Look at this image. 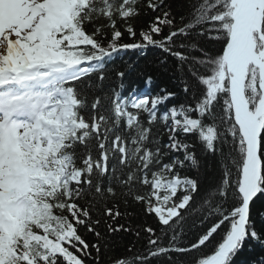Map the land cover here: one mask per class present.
<instances>
[{"label":"snow or ice","instance_id":"6c2138e0","mask_svg":"<svg viewBox=\"0 0 264 264\" xmlns=\"http://www.w3.org/2000/svg\"><path fill=\"white\" fill-rule=\"evenodd\" d=\"M0 22V264H264V0H22ZM151 71L133 79L138 64Z\"/></svg>","mask_w":264,"mask_h":264},{"label":"trees","instance_id":"16d2710c","mask_svg":"<svg viewBox=\"0 0 264 264\" xmlns=\"http://www.w3.org/2000/svg\"><path fill=\"white\" fill-rule=\"evenodd\" d=\"M152 58L153 57L151 56L149 57V62L141 61L138 64V67L136 68L135 72L133 73V79L137 80V84L135 85L137 88H139V81L137 79L138 74L146 71H151L153 75L157 77L158 82L167 83V78L171 75V73H164L161 69H158L154 65H152Z\"/></svg>","mask_w":264,"mask_h":264}]
</instances>
